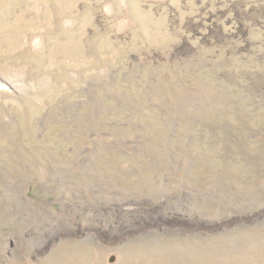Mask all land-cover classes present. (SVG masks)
I'll use <instances>...</instances> for the list:
<instances>
[{"label": "rangeland", "instance_id": "1", "mask_svg": "<svg viewBox=\"0 0 264 264\" xmlns=\"http://www.w3.org/2000/svg\"><path fill=\"white\" fill-rule=\"evenodd\" d=\"M0 264H264V0H0Z\"/></svg>", "mask_w": 264, "mask_h": 264}]
</instances>
